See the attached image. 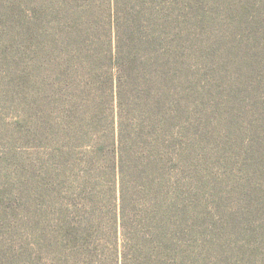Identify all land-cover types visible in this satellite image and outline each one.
<instances>
[{
    "label": "rangeland",
    "instance_id": "374dc122",
    "mask_svg": "<svg viewBox=\"0 0 264 264\" xmlns=\"http://www.w3.org/2000/svg\"><path fill=\"white\" fill-rule=\"evenodd\" d=\"M94 1L98 23L112 9L120 48L147 62L142 77L159 66L161 104L176 103L178 263L264 264V0H81ZM62 2L0 0V264L70 260L65 230L89 212V139L79 130L91 99L100 118L111 111L117 124L109 85L117 71L102 67L92 85L86 49L62 41L74 14ZM102 52L109 55L107 43ZM130 67L121 64L118 76L132 105L138 77ZM95 174L107 260L116 178ZM164 179L163 200L171 191ZM137 181L130 174L124 202L131 252L147 231ZM156 242L165 257L164 235Z\"/></svg>",
    "mask_w": 264,
    "mask_h": 264
},
{
    "label": "trees",
    "instance_id": "16d2710c",
    "mask_svg": "<svg viewBox=\"0 0 264 264\" xmlns=\"http://www.w3.org/2000/svg\"><path fill=\"white\" fill-rule=\"evenodd\" d=\"M62 4L65 11L68 9L69 12H74L72 20L69 21L72 27L66 29V33L62 31V41L67 47L73 44L76 52L79 47L86 49L82 63L89 70L92 85L98 83V71L102 67L108 68L110 64L112 69H116V78L111 76L109 85L110 90L115 87L118 94L117 124L111 111L107 114L105 110V117L100 118V112L94 102L95 98L91 99V105L83 113L84 125L79 130V136L84 140L89 139L88 145H85V153L88 157L85 160V167L92 174L83 182L84 184L89 182L90 198L89 201L87 200L89 212L87 217L81 215L71 224V228H66L70 260L66 259L62 264H179L176 247L177 193L174 189L178 159L176 103L173 100L165 105L160 102L158 92L161 85L157 73L160 70L159 66L156 65V68L153 66L155 69L145 73L144 78L142 73L147 71V62L143 61L142 56L134 59L129 51L120 48L112 9L104 23L100 24L95 13V9H98L95 1L94 5L89 2L84 5L81 0H69ZM62 25L67 27L69 24L63 22ZM100 30L101 34H99ZM104 43L108 45L109 55L102 52ZM121 64L128 69L131 66L130 70H135L138 77L136 104L133 102L131 105L132 101L123 99L121 88H124V76H118ZM147 92L149 97L145 98L143 95H147ZM112 102L113 97L109 94L103 104L108 106ZM131 115L136 117L133 122ZM100 121H102L101 128H104L103 121H107L103 132L98 130ZM100 170L104 174L113 175V179L116 178L113 183L114 200L115 203L117 200L119 202L114 205L115 227L111 238L113 249L107 260L102 259L103 255L99 253L104 244L98 232L99 195L92 180L97 178L95 173ZM164 173L171 191L170 196L163 200L162 190L166 185ZM130 174L135 177L137 175L138 178L136 192L140 195V218L147 227L146 232L135 236L137 246L134 252L128 250L131 241L124 233L126 217L124 202L125 193H129L127 185ZM164 229L166 234L163 233ZM161 235H164L167 242L165 257H162L160 245L156 242ZM158 242L160 244V241Z\"/></svg>",
    "mask_w": 264,
    "mask_h": 264
}]
</instances>
